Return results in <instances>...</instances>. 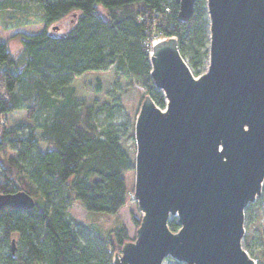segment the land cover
I'll return each mask as SVG.
<instances>
[{"label": "trees", "instance_id": "obj_1", "mask_svg": "<svg viewBox=\"0 0 264 264\" xmlns=\"http://www.w3.org/2000/svg\"><path fill=\"white\" fill-rule=\"evenodd\" d=\"M32 2L42 29L15 32L14 51L0 40V192L26 191L35 205L0 210V264H112L131 239L125 226L94 231L70 218L68 205L116 214L126 202L123 173L134 158L121 146L114 113L133 82L165 106L150 75L155 38L175 36L200 73L208 58L206 0H196L186 22L177 16L179 0ZM139 221L133 217L136 227ZM168 226L176 231V218Z\"/></svg>", "mask_w": 264, "mask_h": 264}, {"label": "water", "instance_id": "obj_2", "mask_svg": "<svg viewBox=\"0 0 264 264\" xmlns=\"http://www.w3.org/2000/svg\"><path fill=\"white\" fill-rule=\"evenodd\" d=\"M195 2L179 0V20L190 19ZM206 11L200 74L175 36L151 43L150 75L166 104L145 95L136 115L132 195L141 218L112 264H162L167 256L256 264L241 240L245 207L264 183V0H206ZM34 205L26 191L0 192V210Z\"/></svg>", "mask_w": 264, "mask_h": 264}, {"label": "rangeland", "instance_id": "obj_3", "mask_svg": "<svg viewBox=\"0 0 264 264\" xmlns=\"http://www.w3.org/2000/svg\"><path fill=\"white\" fill-rule=\"evenodd\" d=\"M23 1H25L27 9L30 10V15L28 16L27 22L21 25H15L9 29H4L0 26V40H10L9 47L11 51H14L16 46H19L20 44L18 37L11 39L15 32H38L43 26L39 17V10L35 6L34 2H32V0ZM206 64L203 66V68H201L200 73L205 70ZM145 95H150L147 93L146 88L144 86L138 85L136 82H133L127 91L121 96L122 108L114 113V121L120 125L119 135L121 146L133 158L136 150L134 121ZM121 123H125L124 126L121 125ZM123 176L128 194L126 202L120 207L116 214L87 211L77 202H73L68 205V216L84 225H87L88 227H91L93 230L95 228H99L102 231H105L106 229L116 225L117 222H121L125 226L127 233L131 238L129 240H133L135 237L136 228L138 227L135 226L133 217L139 219L141 218V212L138 209L137 201L132 195L135 179L134 168L124 172ZM259 197L260 195L245 207L243 221L244 234L242 236L241 243L250 256L254 258L256 264H264V199L262 200ZM173 218L175 217L170 216V220ZM118 252H120V250ZM118 252H116V254ZM175 261L176 260L173 257L167 256L163 260L162 264H173Z\"/></svg>", "mask_w": 264, "mask_h": 264}, {"label": "crops", "instance_id": "obj_4", "mask_svg": "<svg viewBox=\"0 0 264 264\" xmlns=\"http://www.w3.org/2000/svg\"><path fill=\"white\" fill-rule=\"evenodd\" d=\"M2 1V0H0ZM3 7L0 8V26L4 29H9L15 25H21L27 22L30 10L27 9L25 1L21 0H3ZM12 35L11 39H15ZM4 39V38H3ZM7 40V39H5ZM8 40V45H9ZM18 45L16 46V49ZM15 49V50H16Z\"/></svg>", "mask_w": 264, "mask_h": 264}, {"label": "bare ground", "instance_id": "obj_5", "mask_svg": "<svg viewBox=\"0 0 264 264\" xmlns=\"http://www.w3.org/2000/svg\"><path fill=\"white\" fill-rule=\"evenodd\" d=\"M155 39H157V38H155Z\"/></svg>", "mask_w": 264, "mask_h": 264}]
</instances>
